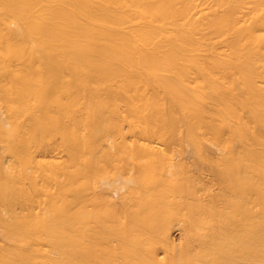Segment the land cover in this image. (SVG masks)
I'll use <instances>...</instances> for the list:
<instances>
[{
  "label": "bare ground",
  "instance_id": "1",
  "mask_svg": "<svg viewBox=\"0 0 264 264\" xmlns=\"http://www.w3.org/2000/svg\"><path fill=\"white\" fill-rule=\"evenodd\" d=\"M0 264H264V0H0Z\"/></svg>",
  "mask_w": 264,
  "mask_h": 264
},
{
  "label": "rangeland",
  "instance_id": "2",
  "mask_svg": "<svg viewBox=\"0 0 264 264\" xmlns=\"http://www.w3.org/2000/svg\"><path fill=\"white\" fill-rule=\"evenodd\" d=\"M181 232L179 231L178 232V230L177 231H175L174 232V239L177 241V242H179L180 240H181Z\"/></svg>",
  "mask_w": 264,
  "mask_h": 264
}]
</instances>
